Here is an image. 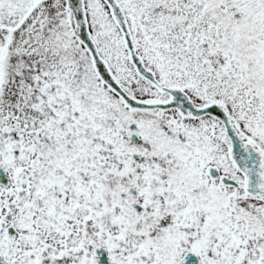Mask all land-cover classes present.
<instances>
[{"label": "snow or ice", "instance_id": "obj_1", "mask_svg": "<svg viewBox=\"0 0 264 264\" xmlns=\"http://www.w3.org/2000/svg\"><path fill=\"white\" fill-rule=\"evenodd\" d=\"M0 264H264V0H0Z\"/></svg>", "mask_w": 264, "mask_h": 264}]
</instances>
